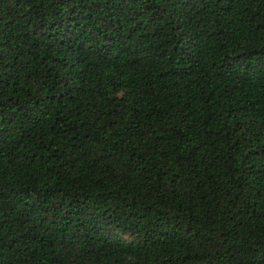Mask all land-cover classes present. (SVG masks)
<instances>
[{
    "label": "trees",
    "instance_id": "obj_1",
    "mask_svg": "<svg viewBox=\"0 0 264 264\" xmlns=\"http://www.w3.org/2000/svg\"><path fill=\"white\" fill-rule=\"evenodd\" d=\"M0 264H264V0H0Z\"/></svg>",
    "mask_w": 264,
    "mask_h": 264
}]
</instances>
